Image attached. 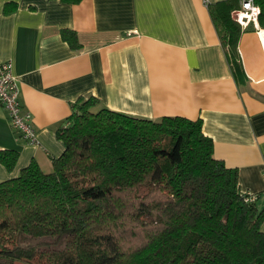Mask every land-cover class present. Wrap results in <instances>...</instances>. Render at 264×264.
<instances>
[{
    "label": "trees",
    "instance_id": "trees-1",
    "mask_svg": "<svg viewBox=\"0 0 264 264\" xmlns=\"http://www.w3.org/2000/svg\"><path fill=\"white\" fill-rule=\"evenodd\" d=\"M241 1L207 2L237 80L247 27L232 12ZM254 2L264 27V0ZM60 32L81 47L74 30ZM98 104L94 96L72 103L50 172L31 160L0 181V264H264V208L245 200L236 168L213 156L201 118L152 120ZM18 157L0 150L8 171Z\"/></svg>",
    "mask_w": 264,
    "mask_h": 264
},
{
    "label": "crops",
    "instance_id": "crops-1",
    "mask_svg": "<svg viewBox=\"0 0 264 264\" xmlns=\"http://www.w3.org/2000/svg\"><path fill=\"white\" fill-rule=\"evenodd\" d=\"M62 29L74 30L81 47L71 48ZM261 32L259 21L242 31L245 75L237 80L204 0H0V63L11 61L36 129V141L25 140L0 104V150L19 152L11 171L0 163V181L31 160L50 172L64 149L57 131L72 103L94 96V110L201 118L213 156L236 168L240 192L258 193L255 205L264 208Z\"/></svg>",
    "mask_w": 264,
    "mask_h": 264
},
{
    "label": "built area",
    "instance_id": "built-area-1",
    "mask_svg": "<svg viewBox=\"0 0 264 264\" xmlns=\"http://www.w3.org/2000/svg\"><path fill=\"white\" fill-rule=\"evenodd\" d=\"M204 1L208 2V0ZM259 13L260 6L254 0H242L240 7L232 12V16L242 28H246L250 24L257 26ZM0 104L7 112V119L12 129L25 140L35 142L36 129L30 112L23 109L20 101L17 77L13 73L11 61L0 63ZM262 179H264V171H262ZM242 195L248 202H255L258 197V193H242Z\"/></svg>",
    "mask_w": 264,
    "mask_h": 264
},
{
    "label": "rangeland",
    "instance_id": "rangeland-1",
    "mask_svg": "<svg viewBox=\"0 0 264 264\" xmlns=\"http://www.w3.org/2000/svg\"><path fill=\"white\" fill-rule=\"evenodd\" d=\"M211 1H213V0H211ZM140 191H141V193H144V192H146V188L143 187V188H141ZM143 219H144L145 221H148V220H150V217H149V216H144ZM15 264H34V263L16 261Z\"/></svg>",
    "mask_w": 264,
    "mask_h": 264
},
{
    "label": "bare ground",
    "instance_id": "bare-ground-1",
    "mask_svg": "<svg viewBox=\"0 0 264 264\" xmlns=\"http://www.w3.org/2000/svg\"><path fill=\"white\" fill-rule=\"evenodd\" d=\"M260 35H261V38L264 39V32H261Z\"/></svg>",
    "mask_w": 264,
    "mask_h": 264
}]
</instances>
